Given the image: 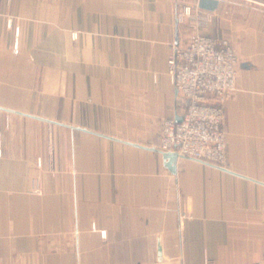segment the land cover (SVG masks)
Segmentation results:
<instances>
[{
    "label": "crops",
    "instance_id": "obj_1",
    "mask_svg": "<svg viewBox=\"0 0 264 264\" xmlns=\"http://www.w3.org/2000/svg\"><path fill=\"white\" fill-rule=\"evenodd\" d=\"M198 2L0 0V264H264V0ZM191 27L231 38L237 91L226 162L172 170Z\"/></svg>",
    "mask_w": 264,
    "mask_h": 264
},
{
    "label": "built area",
    "instance_id": "obj_2",
    "mask_svg": "<svg viewBox=\"0 0 264 264\" xmlns=\"http://www.w3.org/2000/svg\"><path fill=\"white\" fill-rule=\"evenodd\" d=\"M183 14H192L191 7H184ZM168 64L181 108L180 119L163 122L161 150L224 164L223 103L237 86L239 57L235 48L226 38L191 29L186 42L174 47ZM205 264L213 263L207 260Z\"/></svg>",
    "mask_w": 264,
    "mask_h": 264
},
{
    "label": "water",
    "instance_id": "obj_3",
    "mask_svg": "<svg viewBox=\"0 0 264 264\" xmlns=\"http://www.w3.org/2000/svg\"><path fill=\"white\" fill-rule=\"evenodd\" d=\"M219 5V0H199L198 6L203 9L207 10H215ZM179 20H177L178 23ZM180 119V118H178ZM164 156L167 159V165L172 169H176V161L179 157V154L175 151H165ZM162 257V249L161 246H159V258Z\"/></svg>",
    "mask_w": 264,
    "mask_h": 264
},
{
    "label": "rangeland",
    "instance_id": "obj_4",
    "mask_svg": "<svg viewBox=\"0 0 264 264\" xmlns=\"http://www.w3.org/2000/svg\"><path fill=\"white\" fill-rule=\"evenodd\" d=\"M184 7H186V6H184ZM184 7L183 8H181L180 10H179V12H178V15L179 16H183V15H181V13L183 12V10H184ZM191 7V6H190ZM191 9H192V13H193V8L191 7ZM191 29H196V28H194V27H191ZM191 29H190V31H191ZM190 31H189V33H190ZM197 31H199V30H197ZM199 32H201V33H203L204 35H206L204 32H202V31H199ZM189 33L187 34V38H188V35H189ZM209 36V35H208ZM217 38V37H216ZM218 38H221V37H218ZM223 38H226V39H228L230 42H231V44L233 45V43H232V41H231V38L229 37V36H223ZM233 47H234V45H233ZM235 48V47H234ZM236 50V49H235ZM238 55V54H237ZM239 57V56H238ZM239 69V68H238ZM237 77H238V75H237ZM237 91V86H236V90L233 92V93H231L227 98H229V97H231V96H233L234 94H235V92ZM226 98V99H227ZM225 99V100H226ZM225 100H224V102H225ZM223 108H225V105H224V103H223ZM224 121H225V109H224ZM225 130V129H224ZM225 133H226V131H225ZM226 142H227V135H226ZM227 156H228V142H227ZM210 262H212V261H210ZM213 264H214V262H212Z\"/></svg>",
    "mask_w": 264,
    "mask_h": 264
}]
</instances>
